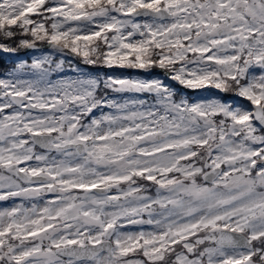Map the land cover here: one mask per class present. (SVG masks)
<instances>
[{
  "label": "snow or ice",
  "instance_id": "snow-or-ice-1",
  "mask_svg": "<svg viewBox=\"0 0 264 264\" xmlns=\"http://www.w3.org/2000/svg\"><path fill=\"white\" fill-rule=\"evenodd\" d=\"M0 40L251 105L71 61L54 82L50 54L16 63L0 201L21 203L0 210V264H264V0H0Z\"/></svg>",
  "mask_w": 264,
  "mask_h": 264
},
{
  "label": "rangeland",
  "instance_id": "rangeland-1",
  "mask_svg": "<svg viewBox=\"0 0 264 264\" xmlns=\"http://www.w3.org/2000/svg\"><path fill=\"white\" fill-rule=\"evenodd\" d=\"M40 45H45V44L41 43ZM49 54L53 57V59L55 61H59L61 59H63L65 61V64H64L65 71L62 73H53L50 76V79L54 82L60 78L70 79V78H73L75 76V73H73L69 67L68 62L71 61L72 65L80 67V68L84 69L86 72H89L92 74H101V75L111 74L114 76L125 77V78H160V79L164 80V82L166 84H169L171 87H173L178 93L184 94L186 96V98H188L189 100H193V101L201 99L205 92L216 94V95L220 96V94L211 92L210 90H204L203 92H194L191 90H187V89L182 88L176 82L174 83L175 86H173L172 82L170 80L165 81V76L163 75V72L161 70H156V71L147 75L146 73L134 71L131 69H124V70L120 71V70H113V69H106V68L90 67L88 65H84L81 62L80 58H78V57H75L73 55L61 56V54H59V53L51 52V50L49 48H40L39 50H37L35 52H28L27 54L15 56V57L10 58V59L5 58L6 61L4 63L6 65V67L3 71L0 70V79L6 78L7 73L12 70V68L15 66L16 63H19L22 61L27 62V63H31L32 60L41 58L43 55H49ZM253 71L257 75L260 73V70L258 68L253 69ZM178 90H180V91H178ZM108 95L111 98H115V99L123 102L121 99L122 96H127V95H132V94H115V93L109 92ZM140 98L149 99L148 97H146L144 95H141ZM229 99L234 100L237 103H240L244 107L251 108V105L249 102L241 101L237 97L235 99L233 97L227 98L226 100H229ZM149 102H151V101H149ZM105 111H109V110H105ZM6 113H11V109H7ZM95 114L97 116H99L100 113H99V111H97ZM36 151L39 152L42 150H36ZM30 163H35V161H32ZM181 163H187V162L182 161ZM50 198H51V194H46L44 197L41 198L40 203L42 204L43 200H47ZM19 203H21L20 198H14V199H10L7 201H0V210L5 209V208H10V207L14 206L15 204H19ZM24 204L26 207L30 206L29 201H24ZM142 228L145 231L151 230V226H148V225H144V226H142ZM139 230H141V226H128L125 229H121V231H133V232L139 231ZM138 258L144 259L143 256H139Z\"/></svg>",
  "mask_w": 264,
  "mask_h": 264
},
{
  "label": "water",
  "instance_id": "water-1",
  "mask_svg": "<svg viewBox=\"0 0 264 264\" xmlns=\"http://www.w3.org/2000/svg\"><path fill=\"white\" fill-rule=\"evenodd\" d=\"M44 46H46V47H48L47 45H44ZM43 47V46H42ZM40 48V46L38 45V49ZM28 51H35V50H30V49H25L24 50V52H28ZM17 53V52H16ZM15 53V54H16ZM4 54H8V55H15V54H9V53H0V55H4ZM116 70H122V69H116ZM172 82H174V81H172ZM211 92H214V93H216L215 92V90H210ZM218 94H220V93H218ZM231 97H233L234 99L236 98V97H234V96H231ZM242 101V100H241ZM246 102V101H245Z\"/></svg>",
  "mask_w": 264,
  "mask_h": 264
},
{
  "label": "trees",
  "instance_id": "trees-1",
  "mask_svg": "<svg viewBox=\"0 0 264 264\" xmlns=\"http://www.w3.org/2000/svg\"><path fill=\"white\" fill-rule=\"evenodd\" d=\"M0 42H4V43H11L10 41H3L0 40ZM6 65L5 63H3V57H0V70L3 71L5 69Z\"/></svg>",
  "mask_w": 264,
  "mask_h": 264
}]
</instances>
